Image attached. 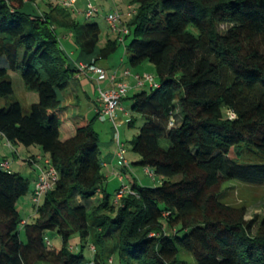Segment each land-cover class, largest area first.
I'll use <instances>...</instances> for the list:
<instances>
[{
    "label": "trees",
    "instance_id": "1",
    "mask_svg": "<svg viewBox=\"0 0 264 264\" xmlns=\"http://www.w3.org/2000/svg\"><path fill=\"white\" fill-rule=\"evenodd\" d=\"M128 2L137 11L121 9L128 64L151 63L158 76V86L131 97L145 120L133 164L163 181L131 180L111 203L94 120L72 119L59 95L78 70L58 31L73 36L86 63L111 58L119 34L102 42L97 22L81 24L53 2L35 14L24 0H0V133L11 145L40 146L59 173L29 223L17 204L32 194L30 180L0 166V264H85L69 246L76 233L90 248L88 264H113L114 256L119 264H189L185 254L196 264H264V216L247 220L244 208L217 198L227 181L264 185V0ZM19 68L38 95L25 111L9 76ZM67 122L75 134L62 140ZM48 231L60 234L61 249L50 248Z\"/></svg>",
    "mask_w": 264,
    "mask_h": 264
},
{
    "label": "rangeland",
    "instance_id": "2",
    "mask_svg": "<svg viewBox=\"0 0 264 264\" xmlns=\"http://www.w3.org/2000/svg\"><path fill=\"white\" fill-rule=\"evenodd\" d=\"M25 1V7L24 10L27 12H33L35 14H39L40 10H46L48 7V1L52 2L50 0H36L33 2L32 0H24ZM77 2V0H76ZM89 2H92L94 5H96L99 9L98 13H96L92 18L87 19L83 12L79 14L78 11L86 10L87 4ZM84 4V5H83ZM128 5H132L128 2V0H78L77 4L75 5V8L77 11L74 14V16L77 18V20L83 24L86 21L91 22H97L101 28V37L102 42H104L107 38H114L115 33L110 29L106 17L109 13L113 12H119L123 13L121 9H125ZM61 6V5H60ZM122 15V14H121ZM124 21L121 23V26L124 27L126 22L125 17L123 18ZM224 28V27H223ZM62 30H59V36L61 39V43L63 47L66 49V51L72 52L73 55L71 56L73 59H78L79 55V49L74 43V38L72 35L63 36ZM63 36V37H62ZM128 41H121V44L119 46V49L117 52L111 56V58L106 60H101L100 63L102 65L108 66L109 69H115L118 66H126L132 74H135L136 72L140 73V75L149 74L152 75V77L155 79V82H158V76H157V70L156 67L151 63H144L141 66L138 67H131L128 64L130 53L127 48ZM23 49L21 50V57L22 58ZM123 60V62H122ZM2 59H0V64ZM116 72V70H115ZM9 76L13 83V89H14V96L20 101L24 111L27 110L29 107V96L31 92L28 91L24 85L22 76H21V69H17L16 71H9ZM91 84H83V85H77L78 88L74 89L73 82L71 85L63 90L59 91V95L63 100V105L68 108L69 115L74 120H82L84 118H88L89 120L93 121V128L99 135V149L101 150V158L102 160L104 157H108L111 153V150H117V146L115 143V133L116 130L109 120H100L99 118H95L97 115L93 111V94L92 88H89ZM150 85L147 84L144 87H139L134 90H129V96L130 98L126 99L123 104L124 106L129 110V114L124 116L121 120V122L118 120V129L120 133V139L125 145L126 149V156L133 162L135 161V157L138 156L136 152L133 151V144L132 140L139 134L140 129L145 124L144 118L139 115L136 112H133L131 110L132 108V100L131 97L143 90H150ZM84 91H87L91 99H88L84 93ZM36 95V93H35ZM1 106H5L4 100H1ZM134 120L133 124H130V120ZM160 144L164 148H167L169 143L166 138L160 139ZM11 147V146H10ZM7 147L6 141L1 138L0 136V159H2L3 156L9 157L10 160V170L11 171H18L22 173V176L25 178H28L30 180V191H32L36 185L34 181V174L28 175L29 172H31L33 169L29 166L28 162L23 160L24 158H27V152H24L25 149L23 145H15V147L10 148ZM33 148V146L31 147ZM13 151L18 150L20 152L19 157L14 156ZM24 165L25 167L21 169V165ZM134 169L136 170V174L138 175L139 179L141 180V183L143 185L147 186H160L162 184L163 178L155 175L154 177L149 176L146 173V170L144 167L134 164ZM133 175L131 173L126 174V182L132 180ZM180 176H175L170 178L173 182L180 181ZM109 180L112 182V184L109 187V194H110V202L114 203L115 201V193L118 188L121 187L122 182L117 180L115 181L113 177H110ZM30 195V193H29ZM28 197L22 198L18 204L17 208L21 214V217L24 222L33 223L36 221L35 219V210L33 207V204L30 200H28ZM218 200L226 205L232 206L234 208L245 209V219L251 220L255 216H260L261 218L264 216V185L261 186H255L243 183L239 180H231L227 181L223 184L220 193L218 194ZM99 198H94L90 202H88V206L97 205L99 203ZM20 236L22 241H26L25 231L24 228L21 227L20 230ZM47 241L50 242V248L52 249H61L63 246V241L60 236V234L57 231H48L47 232ZM83 241L78 233L74 234L70 241L69 246L73 247V251L77 254L82 253L86 258V263L88 264L90 259L92 258V254L90 252V248L87 245L82 250ZM184 258L188 261L189 264H196V260L194 257L190 254H185ZM113 264H119V259L117 256L113 257ZM40 264H46V263H40ZM111 264V262H110Z\"/></svg>",
    "mask_w": 264,
    "mask_h": 264
},
{
    "label": "built area",
    "instance_id": "3",
    "mask_svg": "<svg viewBox=\"0 0 264 264\" xmlns=\"http://www.w3.org/2000/svg\"><path fill=\"white\" fill-rule=\"evenodd\" d=\"M62 7L66 9H70L74 13L77 11L75 8L76 0H60L59 3ZM99 9L96 5L92 2L87 4L86 10L83 12L87 19L92 18L96 13H98ZM81 14L80 11H78ZM136 9L132 5L127 6L126 16L130 17L136 14ZM120 12H113L109 13L106 17V21L110 27V29L115 33L119 34V39L123 41L125 35L129 33V29L127 27H122L121 23L124 21V15ZM76 68L78 70L79 75H89L96 74L98 75L99 79H104L106 77L105 69L99 67L95 62L93 63H86L83 61H79L75 63ZM124 75L129 76L130 72L125 70ZM138 85L145 86L147 84L150 87L158 86L157 82H155L152 75L144 74V75H135L134 76ZM111 81L114 83L113 87L110 88H102L98 87V118L101 120H110L113 123V126L116 130L115 133V143L117 146V150L115 152V156L117 159L118 165L121 167H129V161L126 158V149L124 143L120 139V133L117 124V113L118 109L121 106L123 99H125L129 93L130 85L124 80L115 83L116 80L115 75L110 76ZM232 117L234 115L232 114ZM173 125V122L170 123ZM39 161H42V165L40 166V174L38 176L36 187L33 193V203L35 205H39L46 195V193L51 190L55 184V182L59 178V173L57 172L56 168L52 165L50 158H44L42 156H36L31 159V162L36 164ZM3 167H7V165H2ZM146 173L153 177V172L149 169H146ZM122 185L120 187V191L117 194V197L120 198L122 195L130 192V186L124 182L123 176L119 175ZM94 249V247H92Z\"/></svg>",
    "mask_w": 264,
    "mask_h": 264
},
{
    "label": "crops",
    "instance_id": "4",
    "mask_svg": "<svg viewBox=\"0 0 264 264\" xmlns=\"http://www.w3.org/2000/svg\"><path fill=\"white\" fill-rule=\"evenodd\" d=\"M51 1L54 4L60 5L59 4L60 0H51ZM77 2H78V0H77ZM77 2H76V4H77ZM80 12H84V10H82ZM63 36H67V33L63 32ZM69 54H70V56L73 55L72 52H69ZM71 60L73 61V63L79 62L78 59H73L72 57H71ZM122 62H123V60H122ZM96 64L99 67L105 69L106 77L104 79H99L98 75H96V74H91L90 73L87 76V75H79L78 72H77L76 75H75L74 80L72 81L74 89L78 88L77 85L81 86L83 84H88V83L91 84V86L89 88H92L91 89L92 93L90 92V94H93V106H94L93 107V109H94L93 111L95 112L96 115L98 114V107H99L98 102H97L98 87L99 86L102 87V88L113 87L114 83L110 79L111 75H115L116 76V80L114 81L115 83L125 80L130 85V89L131 90H134V89L139 88V87H144V86L138 85V83H137V81H136V79L134 77L135 75H138L140 73L136 72L135 74H132V72L126 66L125 67L124 66H118V67H116L115 69L112 70V69H109L108 66L102 65L100 63V61L96 62ZM115 70H116V72H115ZM125 70H128L130 72L129 76L124 75L123 72ZM84 93H85V95H86V97L88 99L92 98L87 91H84ZM129 94L130 93H128L127 97L125 99H123V101L121 103V106L118 109L117 120H119L120 122H121V120H122V118L124 116L129 114V110L123 104V102L126 99L130 98ZM29 98H30L29 106L32 103H36L38 101V95L37 94L35 95V93H31ZM74 134H75V128H74V124L72 122L65 123L64 126L61 128V139L62 140H66V139L72 137ZM0 136H1V138H3L6 141L7 147H10V146H11L10 148L15 147V145H11L1 133H0ZM18 145H20V144H18ZM31 147L32 146H30V147L24 146L25 149L23 151L27 152V155H26L27 158L26 159L24 158L23 160L27 161L29 166L31 167V169H33L31 172H29L28 175L32 176L34 174V181L36 183L37 179H38V176L40 174V166L42 165V161H39L38 163L34 164V163L31 162V159L36 157V156H42L44 158H48V155L43 152V150H42V148L40 146H33V148H35V149H31ZM12 152H13L14 156H18L19 157L20 152L18 150H15V151L12 150ZM126 158L129 161V163H130V166L126 167V168H123L120 165H118L117 159H116V156H115V150H111L110 155L108 157L107 156L104 157V159L102 160L103 161V166H104V171H105L106 178H107L106 179V183H105V187H106V190L108 192H109V187L112 184V182L109 180V178L113 177L115 181H117V180L121 181V179L119 177L120 174L123 176L125 183L130 182V180L126 182V174L131 173L133 175L132 180L136 179V181L139 184H142L141 180L139 179L138 175L136 174L137 173L136 170L133 167V165H134L133 161H131L127 156H126ZM135 159H136L135 161H138L140 159V156L138 155L137 157H135ZM2 165H7V167H3ZM10 165H11V163H10L9 157L3 156L2 159H0V166L2 168L10 170ZM20 167L22 169L25 166L22 164ZM16 172H18V171H16ZM20 174H22V173H20ZM35 187H36V185H35ZM35 187L32 190V194L28 197V200H30L32 202V204H33L32 196H33V192L35 190Z\"/></svg>",
    "mask_w": 264,
    "mask_h": 264
}]
</instances>
